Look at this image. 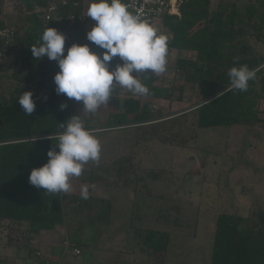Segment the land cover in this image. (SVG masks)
Instances as JSON below:
<instances>
[{"label":"trees","instance_id":"1","mask_svg":"<svg viewBox=\"0 0 264 264\" xmlns=\"http://www.w3.org/2000/svg\"><path fill=\"white\" fill-rule=\"evenodd\" d=\"M66 1V5L59 8L62 20L75 16L78 21L72 28L79 45H88L91 51L100 55L104 50L87 40V32L95 22L83 16L84 0ZM20 2L27 4L23 25L9 28L3 12L4 0H0V31L8 28L14 32L8 41L0 38V66L11 65V74L7 78L15 83L6 89L0 85V229L6 231L8 243L15 242L16 247L24 249L28 264H45L31 245L33 236L63 225L72 204L78 210L79 221L106 225L113 204L107 198L90 194L84 198L64 192L49 193L29 183L31 170L47 163V152L59 150L56 145L64 131L61 125L75 115L79 116L76 110L82 108V102L57 95L53 80L59 71L57 64L47 57L33 58L30 51L33 46L40 45L48 27L58 31L64 26L57 21H44L40 9L46 6L47 0ZM89 21V28L85 30V23ZM155 30L157 35L167 37V60L172 50L192 54L177 59L176 72L184 82L199 86L201 101L187 113L154 123L156 118L149 104L142 103L140 95H130L122 100L119 113L110 125L90 127L85 124L86 129L101 132L129 126L153 129L173 125L170 131L180 132L184 127L182 121L190 116L195 133L202 128H254L256 125L264 132V112L260 110V101L264 99V57L255 54L247 43L248 38L257 43L264 42V0H185L180 6V15L163 17ZM161 31L169 34H161ZM118 63L114 57L110 69ZM242 65L255 72L247 91L233 89L228 75L232 67ZM3 78L0 73V80ZM140 81L149 89L145 96L171 98L166 89L155 85L157 77L154 73H141ZM179 88L183 89V86ZM118 90L114 87L113 92L116 94ZM24 92L33 94L36 105L30 115L19 105ZM115 94L112 93L110 102L118 100ZM61 105L65 107L62 109ZM13 231L17 235H13ZM133 240L139 247L161 258L160 264H163L167 252L166 233L136 228ZM209 264H264V210H259L253 221L241 214L218 216Z\"/></svg>","mask_w":264,"mask_h":264},{"label":"rangeland","instance_id":"2","mask_svg":"<svg viewBox=\"0 0 264 264\" xmlns=\"http://www.w3.org/2000/svg\"><path fill=\"white\" fill-rule=\"evenodd\" d=\"M92 2L84 0V17L89 18L87 11ZM26 9L27 4L21 5L20 0H4L7 26L21 27ZM89 23H85V30ZM161 34L169 32L161 31ZM247 43L255 54L264 57V42L257 43L248 38ZM191 55L172 50L166 72L155 74V85L166 89L170 99L142 96L141 102L149 104L156 118L154 123L187 113L201 101L199 86L184 82L176 72L177 59ZM116 58L118 64L123 63L119 57ZM0 73L4 77L0 80L2 87L6 89L11 84L15 85L7 78L11 74V65L1 64ZM137 78L140 80V74ZM115 87L119 89L116 94L112 92L118 97L115 103L109 101L94 113L83 108L76 110L84 125H110L113 122L111 116L119 113L122 100L130 95L139 96L122 86ZM260 110L264 112V99L260 101ZM182 122L184 127L180 132L170 131L173 125L93 131L100 144L99 160L85 163L78 179L87 178L94 189L101 187L98 195L112 202L116 223L127 219L122 224L125 228L131 225L141 230L166 233L167 252L163 264H209L218 216L241 214L253 221L256 213L264 210V132L256 125L254 128H202L195 133L192 117ZM122 225L117 231L106 232L105 242H114L116 238L118 243H113V249L106 254L95 256L93 264H160L161 258L151 251L136 244L134 247L138 250L134 249L128 230ZM12 233L17 235L14 231ZM5 235V231H0V247L15 245V242L8 243ZM70 237L85 244H94L100 238L92 231H86L82 236L83 242L76 231L70 233ZM136 251L140 252L138 261H134L133 252ZM90 256L86 251L73 258L68 252L57 264H88Z\"/></svg>","mask_w":264,"mask_h":264},{"label":"clouds","instance_id":"3","mask_svg":"<svg viewBox=\"0 0 264 264\" xmlns=\"http://www.w3.org/2000/svg\"><path fill=\"white\" fill-rule=\"evenodd\" d=\"M87 16L95 22L87 32V40L104 50L100 55L88 45L77 44H72L65 55V36L49 27L43 32L40 45L30 49L33 58L47 57L57 64L59 71L53 77L56 94L82 102L83 110L89 113L108 104L116 85L135 95H147L148 87L137 77L146 72H166L167 37L157 35L150 24L131 14L121 0H93ZM114 57L123 63L110 69ZM228 75L231 87L240 91H247L248 82L255 78V72L247 65L232 67ZM32 96L31 92H24L19 98L27 115L36 107ZM61 126L64 131L56 145L59 150H49L47 163L32 169L28 177L32 186L49 193L70 191V179L79 177L83 165L98 161L100 156L98 139L79 116ZM87 195V190H82V196Z\"/></svg>","mask_w":264,"mask_h":264},{"label":"crops","instance_id":"4","mask_svg":"<svg viewBox=\"0 0 264 264\" xmlns=\"http://www.w3.org/2000/svg\"><path fill=\"white\" fill-rule=\"evenodd\" d=\"M115 116L116 114L112 115L111 118ZM88 181L90 180H88L87 178L84 180H79L78 177H75V176L72 177L69 181L71 185V190L68 192H64V194L69 195V196L71 195L72 196L73 195L82 196V190L86 189L88 194L93 195L97 198H104L103 196L98 195L99 193L101 194L100 192L101 187L98 186L96 189H94ZM128 201H131V199H128ZM76 204L78 205V203ZM76 212H77V208L76 206H74V204H72L71 211H69L70 215L66 219L63 225H59L55 227L53 230H42L39 232V234L33 236L31 240V245L33 246V248H35L36 252L39 253V255L37 254L36 255L39 256L43 261H45V264H57L59 261L62 260L61 258H63L64 254L68 253V251L65 252L62 247V241L65 238H68L71 241L75 242L77 247L81 251L80 255L75 256V257L71 254V252H69L73 258L80 257L81 255H83L84 252L87 251V253L91 255L90 256L91 258L89 259L90 262L88 264H93L92 259H94L95 256H98V254H106L108 250L113 249L112 248L113 243L115 242L118 243V241H116V238L114 239L112 238L114 242H109L107 240L105 242L104 235L106 234V232L117 231L120 228V226L123 224V222L124 223L127 222V219H126L125 221L124 220L120 221L121 222L120 224L118 222L116 223V219H115L116 217L114 216V207L112 208L110 221L106 225L81 222L79 221L80 216L76 214ZM74 214H76V216H74ZM122 226H123V229L128 230L129 241H131V245H133L134 247L135 242L133 240V230L136 228H134L131 225L126 228H125V225H122ZM103 230H106L105 233L103 232ZM0 231H5V230L0 229ZM75 231L78 233V235H80L81 237L80 241L82 242H83L82 236L85 235L86 231L95 232V235H97V237L99 236L100 238L99 240H97V242L95 241L94 244H85L84 242L79 243L75 239H72L70 237V233L75 232ZM10 245H13V244H10ZM13 246H9V245L3 246L2 245L0 247V255L2 256L0 264H10V263L11 264H28L29 260L26 258L24 249L16 247V245H13ZM100 249L103 251H101ZM123 249H126V248H123ZM117 250L120 251L121 253H126L122 249H117ZM135 250H138V249H135ZM139 254H140L139 251L133 252L134 261L135 260L138 261Z\"/></svg>","mask_w":264,"mask_h":264},{"label":"built area","instance_id":"5","mask_svg":"<svg viewBox=\"0 0 264 264\" xmlns=\"http://www.w3.org/2000/svg\"><path fill=\"white\" fill-rule=\"evenodd\" d=\"M184 1L185 0H121L131 14L147 22L154 29L159 27L163 17L179 16L180 6ZM66 3V0H47L46 6L40 9V11L43 12L42 16L45 22L57 21L60 25L64 26V28L58 30V33L64 35L66 38L65 51L67 52V49L72 44L79 45V42L72 28L76 21H78L77 18L71 15L68 19L62 20L60 16V5L64 6ZM66 21L67 24H64ZM79 22L84 25L83 21L80 20ZM13 36L14 32L11 29L5 28L0 31V38L4 41L10 40ZM62 247L65 252H71L74 257L79 256L81 253L76 243L68 238L62 241ZM37 255H39V253H37Z\"/></svg>","mask_w":264,"mask_h":264}]
</instances>
